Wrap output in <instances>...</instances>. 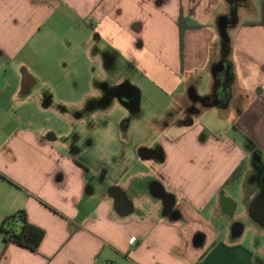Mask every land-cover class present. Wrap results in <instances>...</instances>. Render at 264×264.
<instances>
[{
    "label": "crops",
    "instance_id": "0c3cea01",
    "mask_svg": "<svg viewBox=\"0 0 264 264\" xmlns=\"http://www.w3.org/2000/svg\"><path fill=\"white\" fill-rule=\"evenodd\" d=\"M260 2L0 0V222L24 210L44 230L36 252L0 233V264H264V239L245 227L203 246L196 227L206 210L236 208L218 202L224 182L240 163L242 181L251 149L264 153ZM180 15L199 25L182 38ZM128 66L153 95L124 79ZM158 95L181 113L164 121L153 167L123 122ZM258 179L243 206L263 238Z\"/></svg>",
    "mask_w": 264,
    "mask_h": 264
},
{
    "label": "rangeland",
    "instance_id": "374dc122",
    "mask_svg": "<svg viewBox=\"0 0 264 264\" xmlns=\"http://www.w3.org/2000/svg\"><path fill=\"white\" fill-rule=\"evenodd\" d=\"M247 1L248 0H237V6H244ZM128 67V73L124 75L125 80L130 81V84L132 85H134L135 82H140L139 85L142 86V88H149V91H151L152 89L154 90V87H152L148 83H142V81H144V78L142 76L134 73V75H131L130 77V71L132 67ZM153 90L152 95L155 93V91ZM112 92L113 89L110 90V92L107 91L106 93L110 94L112 97V107L118 109V103L122 105L123 103L120 99H116ZM153 99H155L154 96ZM155 102L156 104L154 103V101L149 99V97L139 99L138 103L141 108V112H135L133 109H130L131 111H128L127 114H125L126 118L123 122L128 130L136 132L144 140V145L148 146L147 150L151 152L150 158L152 160L148 159V161L150 162L149 165H153V167L154 164L161 162V157L164 158L165 154L163 153L162 148L163 145L166 144V137H169L170 135L169 129L165 128L164 121L173 117L177 118L181 113V109L178 108L177 105L175 108L171 107L170 102L165 99L163 95H158V97L155 99ZM153 104L155 105L152 106ZM121 109L123 110L122 107ZM124 111L126 113V109L123 110V113ZM169 112H171L172 114L168 115ZM118 113L119 111L116 112V114ZM251 150L255 151L252 156L261 152L257 149ZM260 154L261 161H257V158L251 159L252 156L249 157V163L247 164V169L244 173L242 181L238 185L225 187L217 197L219 203L221 202L220 199H231L235 201L237 205L236 208L233 209V211L228 212L224 210L223 207L219 208L218 206H215V211L206 210L205 212L200 213V218L198 223H196V227H199L198 236L201 239V246H203L212 238H216L219 233L232 234L235 230L234 226L236 224L245 227V235L247 237H252L256 239L257 242L263 241L264 237L262 238V235H259L258 232V230L261 229L262 226L254 221L252 213L246 212L243 206V204L246 203V200L250 197L249 193L251 191H255V189L253 188V184L255 182L257 183V177H260V172L262 169H264V153ZM145 170L149 172L151 171L150 168ZM150 181V191L157 193V188H161V186L154 178V175L152 178H150ZM202 218L208 221V223L211 225L210 229H202L204 226L202 225Z\"/></svg>",
    "mask_w": 264,
    "mask_h": 264
},
{
    "label": "trees",
    "instance_id": "16d2710c",
    "mask_svg": "<svg viewBox=\"0 0 264 264\" xmlns=\"http://www.w3.org/2000/svg\"><path fill=\"white\" fill-rule=\"evenodd\" d=\"M180 37L187 28H198L199 25H186L185 19L180 15L177 20ZM264 27V0L260 2V20L259 23ZM244 164L240 163L229 175L224 182L225 187L234 186L242 177ZM0 233L4 247L9 243H14L18 246L24 247L32 252H36L44 237V230L30 223L27 220L24 210L5 216L0 222Z\"/></svg>",
    "mask_w": 264,
    "mask_h": 264
},
{
    "label": "water",
    "instance_id": "95a60500",
    "mask_svg": "<svg viewBox=\"0 0 264 264\" xmlns=\"http://www.w3.org/2000/svg\"><path fill=\"white\" fill-rule=\"evenodd\" d=\"M120 93L121 94L119 95H122L127 99L133 97L135 100V98H137L136 90L129 85L121 86ZM252 211L257 217L264 219V195L257 197L255 199V201L252 204Z\"/></svg>",
    "mask_w": 264,
    "mask_h": 264
},
{
    "label": "flooded vegetation",
    "instance_id": "af4514ba",
    "mask_svg": "<svg viewBox=\"0 0 264 264\" xmlns=\"http://www.w3.org/2000/svg\"><path fill=\"white\" fill-rule=\"evenodd\" d=\"M259 179H258V181H259V183L262 185V183L264 182V169H262L261 170V172H260V177H258ZM262 188H264V186L262 185L261 186Z\"/></svg>",
    "mask_w": 264,
    "mask_h": 264
},
{
    "label": "built area",
    "instance_id": "2783aa9c",
    "mask_svg": "<svg viewBox=\"0 0 264 264\" xmlns=\"http://www.w3.org/2000/svg\"><path fill=\"white\" fill-rule=\"evenodd\" d=\"M133 240V239H132ZM105 264H112V263H110V262H107V263H105Z\"/></svg>",
    "mask_w": 264,
    "mask_h": 264
}]
</instances>
